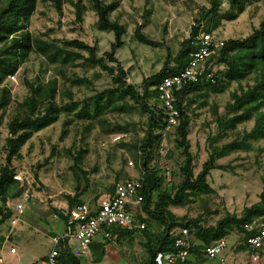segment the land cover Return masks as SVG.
<instances>
[{
    "label": "trees",
    "instance_id": "16d2710c",
    "mask_svg": "<svg viewBox=\"0 0 264 264\" xmlns=\"http://www.w3.org/2000/svg\"><path fill=\"white\" fill-rule=\"evenodd\" d=\"M51 1L55 8L60 10V0ZM88 1L92 3L91 8L97 16V29L114 35L109 52L103 56H97L95 47L88 46L82 41H62L61 45H56L33 37L28 31V24L36 10L38 0H0V115L2 117L12 103L9 89L4 83L10 76L15 75L31 53L41 56L48 63L59 62L62 66L73 65L76 60L81 59L87 66H97L106 72L114 85L112 89H106L90 98L74 101L71 92L59 91L56 77L46 82L39 77L32 80L23 79L27 95L19 103H15L14 113L5 124L7 130L3 146L5 164L0 168V227L4 224L8 225L13 215V209L6 207L7 200H17L25 193L23 181L13 179L16 172L11 162L20 159L21 149L35 134L55 124L60 115L72 113L73 119L86 124L85 131L91 123L96 122L110 139L117 134H126L128 137L130 133H127L126 127L112 125L103 118V114L108 108L122 113L137 109L147 120L143 137L135 138L133 141L138 155L133 159L135 162L133 176L139 178L141 171L144 170L139 190L142 200L134 212L136 223L143 224V228L111 227L108 231L113 238L112 241L119 244L125 239L130 244L139 236L140 245L145 253V259L140 264H166L164 259L167 256H174L179 251V248L174 246V241L180 236L182 229L187 231L189 239L188 257L185 262L176 264H209L215 261V259L208 260L205 249L215 246L222 239L225 240L232 232H236L240 237L235 250L245 252L246 240L256 232L247 231L243 226L253 219L264 220V188L258 202L244 208L238 216L226 213L214 225L203 224L199 218L176 217L168 207H181L189 202L191 196L207 194L210 190L207 184L210 172L225 170V166L218 165L217 160L234 152L250 151L252 142L264 139V20L262 19L258 27H254L244 38L221 39L222 46L204 60L201 76L185 87L172 91V106L177 111L178 117L177 124L167 132L165 131L166 111L158 100L155 88L165 78L177 75L187 67L192 55L200 48L195 37L203 29V24H206L203 31L212 33L222 19L236 20L254 0H227L228 9L223 14L221 13L223 0H208L209 8H200L198 19L191 27L189 36L180 43L177 52L172 55L170 49L166 48L167 56L160 70L143 78L138 88L127 84V70H124L115 58L116 50L123 45L124 34V27L109 19L110 13L117 7L116 1L108 5L100 0ZM74 8L76 20L81 21L84 8L81 0H76ZM141 29L142 25H137L134 30L138 42L154 48L161 46L160 43L147 38ZM82 51L87 53V57L81 55ZM109 64L114 65L109 66ZM214 65H222L223 69L214 71ZM61 76L65 78L64 75ZM250 79L251 85L242 86L243 82ZM82 83L90 82L78 78L70 80V85ZM231 83L236 84V89L231 93L230 101L224 106V113L220 115L217 107H212L216 133L212 138H208L207 158L195 175L194 156L190 151L188 140L190 127L188 109L199 104L201 100L199 107L207 106V100L204 98L207 97L208 90L222 93L225 91V86ZM64 98H67V101H64ZM150 99H153L152 103H149ZM128 100L133 102L132 107L128 105ZM116 102H120L119 105L115 104ZM2 117L0 116V126ZM249 121H253V127L249 132L241 137H235L226 144L217 145V142L226 137V132H234L238 125ZM71 122L72 119L62 123L64 128L60 132L59 141L66 136V127ZM170 135H173L175 147L184 160L180 166L179 184L175 190L172 188V191H165L161 188L164 182V163L171 157V153L167 150L164 158H161L159 150L162 148L163 139L170 141ZM53 154L55 147L52 148L49 157ZM84 154L83 149H78L72 158L74 165L70 170L73 171L76 185L73 196L67 197L68 208L85 203L81 197L88 191L90 181L89 173L81 166ZM47 162L48 157L36 169ZM125 163L127 165V162ZM121 174L120 170V174L115 176L107 193H112L119 182L131 177L130 174L126 176L123 174L124 178L121 179ZM34 176L36 178V174ZM99 198L91 204H95ZM57 214L65 226L67 217L61 213ZM152 226L156 229L153 230ZM8 239L11 237L9 236ZM4 242L5 237L0 234V249ZM58 249L57 259L60 264H81L80 259L72 255L64 246L63 241L59 243Z\"/></svg>",
    "mask_w": 264,
    "mask_h": 264
},
{
    "label": "rangeland",
    "instance_id": "374dc122",
    "mask_svg": "<svg viewBox=\"0 0 264 264\" xmlns=\"http://www.w3.org/2000/svg\"><path fill=\"white\" fill-rule=\"evenodd\" d=\"M108 5L116 1L117 7L109 16L124 27L122 36L123 45L116 50L115 58L124 70H127V84L140 87L141 81L157 73L166 59V48L174 55L180 43L189 36L191 27L198 19L200 8H209L208 0H100ZM76 0H60V10H57L51 0H38L36 10L31 16L28 31L41 40L61 45L62 41L78 40L95 47L96 55L103 56L109 52L114 41L111 32L97 29V16L91 8L92 3L81 0L83 8L81 21L76 20L74 3ZM228 9L227 0H223L221 13ZM264 20V0H254L246 6L245 11L236 20L222 19L219 26L212 33L222 40L241 39L248 36L253 28L258 27ZM137 25H142L141 32L150 40L160 43L154 48L138 42L134 35ZM209 27L211 25H208ZM206 24H203L204 32ZM87 57L85 51L81 52ZM114 64H109L112 66ZM223 69V66H213V70ZM64 75L65 78H62ZM35 77L45 82L56 77L59 91H69L74 101L90 98L106 89H112L111 77L97 66H87L81 59L73 65L48 63L41 56L30 54L28 60L15 73L13 81H5L10 92L12 103L5 110L0 126V168L5 164L3 146L7 137L5 124L10 120L15 110V103H19L26 95L27 89L23 79L32 80ZM87 79L90 83L70 85L72 79ZM251 85L252 80H246L242 86ZM236 84L225 86L222 93L208 90L207 106L199 107L202 102L188 109L190 127L188 140L190 151L194 156V174L196 175L208 154V138L216 133L215 116L212 107H217L218 114L224 113V106L230 101L231 93ZM61 100V97H60ZM67 101V98H64ZM153 99L149 100L152 103ZM120 102L115 104L119 105ZM130 107L132 101H127ZM73 114H62L59 120L39 133L21 149L20 159H14L11 166L23 181L24 192L28 195L25 210L20 221L14 228L7 224L0 227V234L11 237L6 241V247L0 250L7 264H45V257L53 248L51 237L53 232H63L61 220H53L52 216L59 210L68 207L67 197L74 194L75 182L72 158L78 149L85 154L82 159V168L89 173V189L81 199L91 204L95 199L106 194L114 182L115 176L122 171H128L127 160L135 158V138H141L146 129V117L137 109H130L122 113L108 108L103 118L112 125L127 128L128 137L112 144L98 123L90 124L87 131L83 122L73 119ZM66 127V136L59 141L63 122L71 120ZM253 127V121L238 125L234 132H226V137L217 142L218 146L232 141L235 137L243 136ZM169 138V137H168ZM162 140L165 148L170 150L171 157L165 161L164 182L162 190L172 191L181 180L180 166L184 158L176 149L173 142ZM252 142V141H251ZM55 154L49 157L52 148ZM262 149V150H261ZM48 157V162L40 166ZM125 163V164H124ZM218 165L225 166V170H213L207 177L209 192L204 195L191 196L189 202L181 207L169 206L168 209L176 216L199 218L203 224L214 225L226 213L240 215L241 211L259 201V195L264 188V139L252 142V150L234 152L217 160ZM36 174V178L35 175ZM124 174V175H123ZM16 199H8L6 207L13 209ZM1 204V203H0ZM1 215V214H0ZM155 230L156 227L152 226ZM56 235V234H55ZM54 236V235H53ZM239 235L232 232L225 239L223 258L232 264H240L245 260L243 252L236 251ZM139 236L128 244L125 239L113 248L119 251L123 264H140L145 259L144 249L140 245ZM15 248V253H9V247ZM264 250V247H263ZM121 262L119 264H122ZM209 264H215L213 260Z\"/></svg>",
    "mask_w": 264,
    "mask_h": 264
},
{
    "label": "built area",
    "instance_id": "2783aa9c",
    "mask_svg": "<svg viewBox=\"0 0 264 264\" xmlns=\"http://www.w3.org/2000/svg\"><path fill=\"white\" fill-rule=\"evenodd\" d=\"M195 41L200 45L196 53L192 55L186 68L177 75L165 78L155 89L159 102H161L166 111V126L165 131H170L172 126L177 124L178 113L172 106V91L179 90L185 87L188 83L194 82L201 76L204 69V60L209 57L215 50L222 46L223 41L214 35V33L200 32ZM15 75L9 77L13 81ZM126 134H117L110 141L112 144L118 143ZM165 140V139H163ZM162 148L159 150V155L164 158L167 149L163 141ZM138 154H140L138 152ZM135 162L127 160V169L130 171L128 179L119 182L112 193L102 195L95 204H77L71 208H65L58 211L67 217V222L63 226V232L51 237L53 248L46 256L45 264H60L57 257L59 254L58 245L61 241L75 257H82L89 252V246L95 237L102 241H112L110 232L111 227L120 228H143V224H137L134 215L135 209L141 202L139 190L141 187L142 176L144 170L141 171L139 178H135L134 174ZM141 170V169H140ZM13 179L21 181L18 174H14ZM28 195L23 193L16 201L13 207V215L9 219L8 226L14 228L20 221V217L25 210ZM54 220H59V215L56 213L52 216ZM244 229L247 231H255L254 236L246 240L247 250L244 253L245 260L240 264H264V220L261 218L253 219L250 223L245 224ZM9 235L5 236L3 250L6 247V241ZM188 235L185 229L181 230V234L174 241V246L179 248V251L174 256H167L164 261L166 264L183 263L188 257ZM1 247V249H2ZM225 248V240H220L215 246L205 249L208 260L215 259V264H232L227 259L223 258V250ZM0 249V250H1ZM3 250L1 253H3ZM0 253V264H7L4 256ZM9 253L14 254L15 248L9 247ZM206 264V263H201Z\"/></svg>",
    "mask_w": 264,
    "mask_h": 264
},
{
    "label": "crops",
    "instance_id": "0c3cea01",
    "mask_svg": "<svg viewBox=\"0 0 264 264\" xmlns=\"http://www.w3.org/2000/svg\"><path fill=\"white\" fill-rule=\"evenodd\" d=\"M55 234L58 233L54 231L52 236ZM113 244L117 246L114 241L104 242L95 237L89 246V252L79 258L81 264H119L124 262L119 251L113 248Z\"/></svg>",
    "mask_w": 264,
    "mask_h": 264
},
{
    "label": "clouds",
    "instance_id": "9594fccd",
    "mask_svg": "<svg viewBox=\"0 0 264 264\" xmlns=\"http://www.w3.org/2000/svg\"><path fill=\"white\" fill-rule=\"evenodd\" d=\"M53 219V218H52ZM54 220V219H53Z\"/></svg>",
    "mask_w": 264,
    "mask_h": 264
}]
</instances>
